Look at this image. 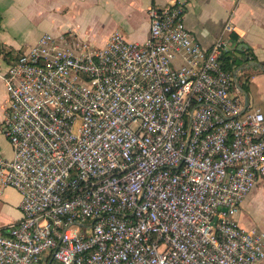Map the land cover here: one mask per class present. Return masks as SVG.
Returning a JSON list of instances; mask_svg holds the SVG:
<instances>
[{
	"label": "built area",
	"instance_id": "1",
	"mask_svg": "<svg viewBox=\"0 0 264 264\" xmlns=\"http://www.w3.org/2000/svg\"><path fill=\"white\" fill-rule=\"evenodd\" d=\"M185 13L149 8L144 44L44 34L0 61V193L21 197L0 264H262L264 233L236 215L264 188V114L222 69L232 26L204 49Z\"/></svg>",
	"mask_w": 264,
	"mask_h": 264
},
{
	"label": "crops",
	"instance_id": "2",
	"mask_svg": "<svg viewBox=\"0 0 264 264\" xmlns=\"http://www.w3.org/2000/svg\"><path fill=\"white\" fill-rule=\"evenodd\" d=\"M173 1L176 0H0L2 68L15 62L44 34L99 47L118 32L128 43L144 44L149 34L148 9L162 8ZM182 1L186 3L185 27L204 49L211 48L227 23L232 26L226 39L235 50L230 55L239 64L234 72L233 92L239 94L248 109L256 107L264 114V72L249 66L250 62L264 63V0ZM240 46L244 48L239 50ZM245 59L249 60L247 64L243 63ZM244 75L248 78L247 92L240 86ZM6 106L7 94L0 80V155L11 159L12 148L2 131ZM20 202L14 189L6 188L0 193V228L21 219ZM247 205L261 211L264 190L255 188L246 197L236 219L240 227L252 229L255 227L244 214Z\"/></svg>",
	"mask_w": 264,
	"mask_h": 264
},
{
	"label": "rangeland",
	"instance_id": "3",
	"mask_svg": "<svg viewBox=\"0 0 264 264\" xmlns=\"http://www.w3.org/2000/svg\"><path fill=\"white\" fill-rule=\"evenodd\" d=\"M242 83L240 86L246 88V84L248 82V78L246 75L242 77ZM256 108V107H255ZM258 189H264L261 187H257ZM239 213V212H238ZM244 214H247V219L251 223V226H254L256 229H258L261 232H264V208L261 209V211H257L254 206L247 205L244 208ZM236 219H238V214L236 215Z\"/></svg>",
	"mask_w": 264,
	"mask_h": 264
},
{
	"label": "trees",
	"instance_id": "4",
	"mask_svg": "<svg viewBox=\"0 0 264 264\" xmlns=\"http://www.w3.org/2000/svg\"><path fill=\"white\" fill-rule=\"evenodd\" d=\"M232 51H235V50H231L230 52H232ZM230 52H227L222 56L221 64H222V69L224 71H227V72L234 74V72L239 67V64L237 63V60L235 59V57L230 55ZM249 60H253V58H251ZM249 60L245 59L243 61V63L247 64L249 62ZM260 66L262 69H264V63L260 64ZM241 89H242V91L247 92V88L242 86Z\"/></svg>",
	"mask_w": 264,
	"mask_h": 264
},
{
	"label": "water",
	"instance_id": "5",
	"mask_svg": "<svg viewBox=\"0 0 264 264\" xmlns=\"http://www.w3.org/2000/svg\"><path fill=\"white\" fill-rule=\"evenodd\" d=\"M242 48H244V46H240V47H239V50H241ZM249 66H254V67H256V68H260V69L262 70V72H264V69H262L261 66H260L259 64H257V63L250 62V63H249ZM236 74H237V73H235V75H234L235 78H236ZM224 211H225V210H224ZM215 221H216V219L214 220V222H215Z\"/></svg>",
	"mask_w": 264,
	"mask_h": 264
}]
</instances>
